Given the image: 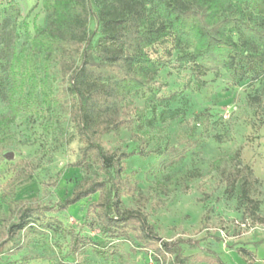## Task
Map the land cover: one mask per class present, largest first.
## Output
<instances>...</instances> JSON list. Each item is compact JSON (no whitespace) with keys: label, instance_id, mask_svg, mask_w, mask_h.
Instances as JSON below:
<instances>
[{"label":"rangeland","instance_id":"obj_1","mask_svg":"<svg viewBox=\"0 0 264 264\" xmlns=\"http://www.w3.org/2000/svg\"><path fill=\"white\" fill-rule=\"evenodd\" d=\"M10 5L20 8L17 23L9 17ZM50 19L43 0H0V118L9 113L11 94L23 103L3 142L0 200L5 192H13L16 200L54 206L71 197L76 188L105 178L94 158L81 168L73 167L84 147L76 131L77 102L67 90L73 60L46 59L31 42L35 27H48ZM94 27L91 23L90 28ZM182 53L173 37L149 50L159 73L123 105L135 120V128L143 113L144 126L101 137L106 148L128 150L182 148L186 141L195 143L180 165L160 177L167 193L150 172L154 157L128 160L125 177L138 190L131 196L121 194L123 208L143 213L162 241H186L180 245L186 264H208L201 259L264 264V79L236 85L225 71L197 76L192 64H180ZM11 59L23 63L17 85ZM235 152L257 180L251 197L259 202V210L247 220L237 197L228 198L226 185L215 170L218 161L227 167L228 157ZM97 200L98 196L81 200L56 216L84 237L101 241L97 227L85 219L89 205ZM69 243V238L49 233L18 253L9 244L0 264H21L27 255L57 257L60 251V257L70 262L121 264L118 256L111 261L98 258L90 247L79 257H67ZM113 244L124 264H174L172 256H158L134 241L120 239ZM30 264L49 262L40 259Z\"/></svg>","mask_w":264,"mask_h":264},{"label":"trees","instance_id":"obj_2","mask_svg":"<svg viewBox=\"0 0 264 264\" xmlns=\"http://www.w3.org/2000/svg\"><path fill=\"white\" fill-rule=\"evenodd\" d=\"M43 7L51 16L50 23L45 28L35 27L32 48L46 54V59L58 58L66 63L73 60L67 90L77 102L76 131L84 143L81 158L73 167L81 168L94 158L105 178L76 188L71 197L54 206L31 205L16 200L13 192H5L0 200V256L9 244L18 253L36 239L54 233L70 239L67 257H79L90 247L98 258L111 261L118 256L124 264L113 244L121 239L134 241L158 256H172L174 264H186L180 246L186 241H162L143 213L123 208L121 194L131 196L138 190L125 177L126 162L134 157L155 158L150 172L156 185L167 193L160 177L180 165L195 143L186 141L182 148L167 145L128 150L121 146L106 148L101 137L144 126L145 115H138L135 128V120L123 105L158 75L159 66L149 50L169 37L183 49L180 64H192L194 75L225 71L236 85L263 80L264 0H43ZM20 14L17 5L9 6L13 23ZM91 23H95L93 30ZM3 50L9 52L8 47ZM10 64L17 85L23 63L11 59ZM8 108V115L0 118V161L3 142L23 103L11 94ZM227 162V167L220 161L215 163L226 185L225 193L228 198L237 197L245 220L255 217L259 202L251 197L257 182L252 169L241 164L239 152L231 154ZM94 196L98 200L89 205L85 219L97 227L101 241L84 237L56 216L70 205ZM60 252L57 257L27 255L21 264L40 259L49 264H93L66 261ZM204 261L222 264L201 259Z\"/></svg>","mask_w":264,"mask_h":264}]
</instances>
